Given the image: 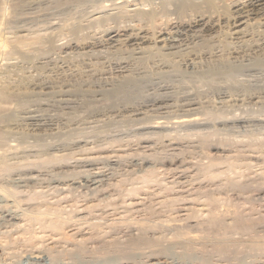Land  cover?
<instances>
[{"label":"rangeland","instance_id":"rangeland-1","mask_svg":"<svg viewBox=\"0 0 264 264\" xmlns=\"http://www.w3.org/2000/svg\"><path fill=\"white\" fill-rule=\"evenodd\" d=\"M114 1H116V0H36V1L35 0H32V1L31 0H0V43H1L0 44L1 45V49H0V85H6L9 87L11 86L12 88L14 87V88H20V89L26 88L29 90V92H31L33 90L32 86L26 85L27 82L25 83L23 80L22 81L20 80L22 78L21 76H24V75L25 76L30 75L31 76L30 80H32L34 78L33 81L34 80L35 81H43V78L47 77L48 79H51V78L55 79V81L58 80L57 82L60 83L61 80L64 78L63 75L64 74L66 75L67 73H69V71H70L69 69H71V67H72L70 64L65 62L66 61L65 59H70L69 61L72 62V64L74 63L75 65H77V69L81 68L79 70L84 71V72H82L83 75L87 74L86 75L87 78L91 82L93 81L96 84L99 83L97 81H98V77H100V76L106 77V76H110V75H117V74L120 75L119 74L120 71L118 69L117 61L114 60V58H112V55L108 54L109 51L106 50V52H105L104 48H98V47L93 49V51H96V52L90 53V55L92 54V56L90 57V60H91L92 65H93V67H92L93 69H92L91 66H89V64L87 63L88 61H86V59H84V55H82L83 53L86 52L85 51L86 48L84 50L83 49L78 50V48H76L79 46L81 48H83L86 45L85 43L92 42V41L96 42V40L103 38L105 35V32H103V31H106L107 29L109 30V29L114 28V27L116 28V26L119 27L122 25V27H123V25L124 26H126V24L128 25V23L130 22L128 20H130L131 16L133 15L132 14L133 8L130 5H133V3H135V1L129 0V1H133V3L130 2L127 4V2H129V1L125 0V2H124L123 0H120L126 4V5L124 4L126 7L124 5H119V6H117V7H119L118 9L115 7L113 9L111 5H113V3H115ZM120 1L117 0V3ZM201 1L202 0H192L190 2H192V3L194 2L195 4L196 3L199 4ZM108 2H109V4H108ZM162 2L164 5L167 6V8L169 7L168 10H170V12H172L171 10H174L173 7L176 6L175 4L179 3L180 0H179V2H178V0H177V2H176V0H168V1L167 0L166 1L165 0H149L146 3L148 7L145 6L144 8L148 10L150 8L149 5H151V7L153 6V4L155 6H157V4L160 5V4H162ZM105 3L107 5V8L104 5ZM117 3H115V4H117ZM227 4H228V2H227ZM108 5H109V7L111 6L110 7L111 11L108 8ZM101 7H102L103 12L100 11ZM121 7H123V8H121ZM223 7L225 8V6H223ZM106 9H107V11H105ZM97 10L100 11L101 13L97 12ZM96 13H98V14H96ZM168 19L174 20L175 19L174 14L171 13V17H169ZM96 20H98V21H96ZM124 23H126V24H124ZM31 37L32 38H34V37L39 38L38 43L32 47H28L29 49L25 48V49L20 50V49L14 48V46L17 42H20L23 39L24 40L25 39H31ZM68 44L70 47L67 46ZM74 44H77V45H74ZM81 44H82V46H81ZM59 45L62 46V48ZM54 46L55 47L59 46V48L58 47L55 48ZM63 47H65V48H63ZM71 47L74 49H71ZM86 50H88V49H86ZM99 51H102V53ZM253 53H255V52H252V53L246 52L247 55H250V54L252 55ZM80 55L82 57H80ZM93 55H95V56H93ZM230 58H233V57L230 56ZM246 58H247V56H244V55L240 56L239 58H237L238 59L237 62H239L240 64H242L246 67V65H248V63H247L248 58L247 59ZM203 62H204V60H203ZM62 63H64V64L61 65ZM59 66H61V68ZM66 66H68V68ZM37 67H39V68H37ZM116 68H117V70H116ZM50 69H52V70H50ZM41 70H42V72H41ZM189 73L190 72L188 71L187 74H189ZM238 74L239 75L236 74V76H234V77L229 76L230 78H227V82H226V80L222 81L225 83H221V84L215 83V85H218L221 88L218 86L212 85V87H210V89H209V87L205 86L206 89L203 88L204 89L203 91L204 92L206 91V93H207V92H209L208 91V89H209L210 93H207L209 97L207 96V94H204V96H200V97H205L202 99L200 98V100L204 101V103L208 102L209 100L213 102V105L211 102H209V104L212 105L211 106L212 109L208 103H205L207 105L204 104L205 106H207L205 109L208 108V110H210L208 112H210V113L219 112V113H222L224 116H227L228 118H231V117L235 118V116L236 117L238 116L241 118L244 117L243 119H244L245 123H241L240 125L235 124L234 125L235 127L233 125H232V127L231 126H228V127L227 126H221V127L217 126L216 127V128H219L217 130L218 134H216L213 137L212 144H217L218 142H221V141L224 142L223 146L225 145L224 147H226V149H227V150L223 149L224 152L213 151L210 148H208V147H210L208 145L202 146L198 142L199 140L197 138H191V139L188 138L187 140L185 139L184 141L183 140L179 141L180 145H178L177 148L180 149L181 154L178 153L180 151L173 152V151H171V148L168 147V145L170 144V141H171V143H177V141H174V140L169 141L168 140L169 138L168 139L164 138L165 140L161 139V140L157 141L156 139L157 138L159 139L160 137H162V135L164 136V134H160L159 132L154 134V133H150V131L144 129V127L149 125L150 122H151L150 124H152V121L156 122L158 120H164L163 118H165L166 120H169V119L172 120L171 118L174 116L172 114H174V113L175 114H183L184 111H182V110L181 111L179 110L180 112L179 111L176 112V111H172L170 109L168 110L167 108L166 109L163 108V106H165L168 101L169 102L171 101V99H170L171 97L167 95V93L170 90L172 92L173 91L177 92L178 90L181 92H185V90L182 91L183 86H185V85L181 83V81H180L181 79L180 80L179 79H175V80L167 79V82H166V79H164L163 81L160 80L161 82L157 81V82H152V83L140 85V87H139L140 89L136 88V90L134 91V97L138 93L139 95H137V97H139V99L137 97H135V98L131 97L132 99L126 100L125 102L122 101V102H118L117 104L115 103V108L112 107L114 105H112V106L109 105L110 107L113 108V110H112V108L109 109L110 107L107 106L106 108L101 107L99 109H96V110L92 111L93 113L91 111H86V109L84 107L79 106V104L76 100L72 101L73 104L72 103L62 104L64 102L57 103L55 101H54L55 102L54 103L53 101H51V100L48 101L47 99H40V100L30 99V100H27L28 102L27 101L21 102V101L17 100L16 98H14V100L11 98L10 100H8V102L6 101V103H4L3 106H6V107L10 106L9 108L13 109L12 111H14V109H15V111L13 112V114H11L9 116L6 114L7 117H5V115H4V117H1L2 119H0V132L2 135L0 138V155H2V158L0 157V159H1L0 160V192H1L0 195L4 196V198L6 197L5 198L7 200V206L6 207L15 210L17 212L16 215H18V216H16L15 220H9V219L0 217V264H11V263L12 264H15V263L16 264H29L28 261L24 260L23 258L26 256H29L30 254L34 255L33 252H35L37 249H39L41 247H42L41 250L44 252V254H47V255H49L50 253H52L54 251L60 250L61 248H64V246H67V245L66 244L64 245V243H60L58 240L59 235H57V234H59L60 231L66 233V232L71 231L72 229H73L72 231L81 230L78 238L85 240L88 238V233L90 232V230H88V226L90 227L91 224H95V223L101 228V230L104 233L108 232V235L106 238L107 241H105V243H104L105 247L108 246V248L103 247L104 251L106 249L108 251H105L106 254L102 253L101 249H102V246H104V245H101V244H103V243H96L95 242V244H94L93 241H91V242L87 241L86 245L88 246L87 247L88 249L93 248L95 245L96 246L98 245L97 247H99V248H96V246H95V249L93 252H95V250L98 251V249L100 251H98V253H92L94 255V256L93 255L92 256L95 257L96 256L95 254L99 255V253H100L101 257L104 256V258L103 257L101 258L100 255H99V257L102 260H107L110 264H128L129 261H132L130 258H127V257H124L123 255L117 254L118 248L115 249V248H112L110 245H108L109 241L110 242H111V240L117 241V240L122 238L121 236H123V234L125 235L128 233L129 230L125 227L127 225L126 223L128 222L127 220H129L128 224H130V222H139L138 220L143 221L144 223L147 222L146 225L148 227L156 226V227H154V229L155 230L158 229L157 234H155L156 231L154 229H152L150 231L152 234L149 232V235L154 234L153 236H162V235L166 236L167 232L164 233V231H162V229L160 227L161 226L160 223H162V221L166 220L168 214L165 212L166 209H164L162 207V205L160 204V201H161V203L169 201V199H172L174 197V192H176V193L181 192L180 195L188 196V194H186V192L191 191V193H193L192 190H194L195 188H199V187H202L203 191L211 190L210 192H212V194H214L212 196H214V198H216V199L219 198L218 200L224 201V198H225L226 206H224V207H226V209H227V206L229 207L232 205L228 209H230V211L232 210V212H230V213H233V210L235 209L234 212L236 214H238L239 216H241V218L239 219L240 221L238 220V222H235L233 220L234 219L233 215H232L233 219L231 216L226 217L227 218V221H226L227 224L228 223L232 224L234 222L238 225V226L236 225L237 228H235L234 230L233 229L230 231L226 230V234H227V235H225L226 238H223L222 236H220V233H223V231L218 230L220 228H217V226L214 228L211 227L210 229L208 228V230H210L209 232H207V230L205 231L204 229H202L203 230L202 232H204V233L205 232L206 233L211 232L209 235L212 237L211 244H209V245L207 244L208 248L206 250L207 252H208V250H210V251L208 253L204 252V253H206V255L204 253H196L195 255L190 253V255H189L188 252H185V250L181 249L180 247L174 248V252L179 253L181 255L183 253H188L184 257L185 258L189 257L187 259H189V262L191 264H201V263L202 264H205V263L206 264H213L214 262H215L214 264H245V263L246 264L247 263L248 264H264V248H263L264 243H262V242H264V144L261 143V140H264V108L261 107V106H264V103H263L264 98H263V101H262V99H258L257 97H262V96L257 95V93L255 94V91H254V92H251L250 98L253 96L252 98L255 99V97H256V100L253 99L252 101H250L248 99H245V95L243 94L242 91L239 90L241 88L236 87V84H237V86H240L239 81H241V80H245V81H241V82H248L249 81L250 83L252 82L251 84L254 83L255 85H262L261 82L264 83V77H263L264 72L256 70V69H252V68L250 69V68L246 67L242 70V72H240ZM187 76H189V75H187ZM90 78H92V79H90ZM235 78H236V80L234 81ZM259 79H260V81H259ZM177 80L180 81L179 82L180 84H176V83H178ZM257 80L260 84L259 83L256 84ZM233 81L235 82V84L233 83ZM95 83H93V84H95ZM156 83H158L157 85H160V84H162V85L158 86V88H157ZM190 83L191 82L188 83V86H190ZM227 83L229 84L227 86V88L229 90L222 86L224 84V86L226 87L225 84H227ZM191 84L195 87L197 86V84H195L194 82H192ZM147 85H149V86H147ZM141 86L144 88H142ZM193 86H190V87H193ZM230 86L232 88L235 87L234 88L235 90H233ZM145 87H147V88H145ZM150 87L152 90L151 89L148 90V88H150ZM164 88L166 89L165 91H163ZM211 88H213V89H211ZM214 88H215V90H214ZM218 88L220 91L218 90ZM159 89L161 91L155 92L156 90H159ZM216 89L218 92L216 91ZM224 90H228V91L225 92ZM179 91L177 92L178 94H176L178 96H180L182 94ZM212 91H214V92H212ZM135 92H137V93H135ZM161 92H164V93H161ZM220 92L222 95H220ZM230 92H232V93H230ZM263 92H264V90L262 92H260V95H263V97H264ZM140 93H144L143 96L148 95V94H154V93H156L160 96V93H161L159 100H161L162 103L167 101V102H165L166 104L164 103L165 105L164 104L161 105L162 106L161 108L165 109L167 111L164 112V110H161V108L159 110V107H152L151 101L147 100L145 97H143L144 98L143 99L140 96V95H142ZM225 93H227V95ZM158 95L156 96L157 98L159 97ZM225 96H227V97H225ZM241 97H243V98H241ZM233 98H234V101H232ZM237 98H239L238 100H240V98H241V100L238 102ZM165 99H167V100H165ZM235 99H236V102H238V104L235 102ZM16 100L19 102L16 103ZM133 100L135 102L137 101L136 102L137 105L134 104L135 102H133ZM257 100H261L262 103L260 101H257ZM130 101L133 103H131ZM241 101H243V102H241ZM255 101H257V103L254 104ZM126 102L128 105L126 104ZM145 102H147V103H145ZM22 103H24L25 105ZM92 103L93 102H90L89 104L87 103V106L89 105L91 107V105H93ZM182 103L183 102H181L180 104H182ZM251 103H253L254 105L252 104L250 106ZM260 103H261V106H260ZM9 104H11V105H9ZM94 104L97 105V102ZM214 104H216V105H214ZM99 105H97V106H99ZM116 105H118V106H116ZM140 105L142 107H140ZM149 105H151L152 110L149 109V108H151ZM236 105L239 107H237ZM246 105H248V106H246ZM145 106L147 109L144 108ZM148 106H149V108H148ZM218 106H219V108H218ZM133 107L134 108L136 107L135 110H133L134 109ZM154 108H156V110ZM172 109H173V106H172ZM24 111H27V112L32 111L33 113L27 114ZM138 111H139V113H138ZM169 111H171V112H169ZM123 113H125V114H123ZM130 113H132V114H130ZM42 114H44V115H42ZM170 114H171V116H170ZM201 114H203V112L200 113V116L203 118V115H201ZM30 115L31 116H38V117L40 115V117H39L40 121H39L38 117L33 119V120L30 119L29 118V117H31ZM125 115H127V116H125ZM105 116L106 117L108 116V118L106 119ZM120 116H122V117H120ZM128 116H130V118H128ZM143 116H144V118H146L148 116V118H146V119L149 120V123H148V120L143 119ZM149 116H150V118H149ZM155 116H156V119H155ZM139 117L140 118L142 117V118L140 119ZM58 118H60V119H58ZM62 118H64V119H62ZM78 118H80V119H78ZM134 118H136L135 119L136 121L134 120ZM137 118H139L138 121H137ZM98 119H99V121H98ZM110 119H112V120H110ZM248 120H249V122L250 121L251 122L249 123ZM102 122H104V123H102ZM136 122H140V123L142 122V123L138 124ZM145 122H147V123L145 124ZM217 123H219V122H217ZM137 124H138V126H137ZM132 125H135V126H132ZM135 127H137L136 128L137 130L135 129ZM139 127H143V128H141L142 130L139 129ZM220 129H223V130H220ZM91 130H93V131H91ZM131 130H133L134 132ZM209 131L212 132L213 130L210 128H207V129H203L201 133H205V132L208 133ZM6 132H8L9 134ZM140 133L143 134V136L144 135H146V136H144V137L142 135L140 136ZM158 133H159V136H155ZM149 137H151V138H149ZM152 137L155 140L152 139ZM143 138L144 139L147 138L148 140L151 139L149 141H150V146L151 147L153 146L152 147L153 149L152 148H145L143 150L144 145L141 144L140 141L138 142V140L143 139ZM221 138H222V140H221ZM65 139H67V140H65ZM151 143L153 145H151ZM16 144H17V146H15ZM142 145H143V147H142ZM12 147H17V148L19 147L17 150H19V149L20 150L19 151L16 150L17 153H13L15 151H12V149H11ZM100 148H102V149H100ZM148 149H150V150H148ZM9 151H10V153H9ZM84 151H87V152H84ZM113 151L114 152L119 151L118 153L116 152L115 154H119L120 157H118L119 159L113 158L114 162L112 164H109L106 161V156L115 155ZM143 151H145V152H143ZM5 152H6V154H5ZM182 152H183V154H182ZM174 153H177L180 155L176 154V156H175L176 160H175L174 165H173V163H171V160L175 158V157L173 158ZM171 154L173 155L172 157H170ZM3 155H5V156H3ZM52 155L53 156L54 155H66V157H68V158L70 157V158L65 159L64 161H61V163L60 162L50 163V165L49 164L39 165V163H34V162H37V160H39L41 158H47V157L50 158V157H52ZM121 155L124 157H121ZM161 155H163V156H161ZM146 156H147V158H149L148 161H147V159L145 161ZM142 157H145V158L142 159ZM206 157H207V159H206ZM90 158H91L90 161L94 162V160H95L94 166H96L97 168H101L102 171H104V169H105L104 173L107 176L104 178L105 179V181L103 182L104 186L102 185L103 186V187L101 186L102 188L100 187L97 190H93L90 187L88 188V186H86L82 182H81V184L77 183L76 185L69 184V182H68L69 180H75L76 177H77V180H79V177H84V174H85V176H87V174H89V171H90L89 170L90 168L83 167L82 163L77 161V159L89 160ZM208 158L209 159L214 158L215 163L219 162L218 165L215 167L216 170H214V172L216 171V173H219L221 171L220 172L221 174L224 172L222 175H220L219 180H216L217 182L216 181H213V182L210 181L209 182V181L202 179V177L198 174L199 171L198 172L196 171V170H200L201 167L206 165V163L208 162L207 160H209ZM140 159H142V160H140ZM169 160H170V163H169ZM217 160H219V161H217ZM96 161H100V163L96 162ZM119 161H120V164L118 163ZM73 162H75V163H73ZM143 162H145L144 165H143ZM197 162H199V163L197 164ZM226 162H228V163L226 164ZM66 163H67V165H66ZM77 163H78V165L75 166ZM179 163H181V164L179 165ZM229 163L231 166L228 165ZM232 163L234 164V167H233ZM96 164H98V166ZM102 164H104V165H102ZM227 165H228V167H226ZM176 166L181 167V169L180 168L176 169L177 168ZM13 167H14V170L16 169L17 172H15V171H13L14 173H12L11 171L9 172L8 168L11 170ZM231 168H234V169L232 170ZM2 169H6V170H2ZM30 170H32V171H30ZM176 170L183 171V173H184L183 178L184 179L178 178V175L176 174ZM229 170H231V172ZM28 171L33 172L32 175L34 174L33 175V179L35 178L34 181L33 182L31 181V182H25V183H18L17 179L20 176H21L20 178L25 177L27 175ZM84 171H85V173H84ZM194 172H196L197 174L195 173V175H194ZM228 172L231 175V178H227V179L228 180L233 179L235 182H237L236 183L237 185L235 188L230 187L226 183L227 179H225L226 178L225 176L230 177ZM190 176H192V177L188 179L187 177H190ZM194 176H195V178H194ZM146 177L148 179H145ZM221 177H222V179H221ZM63 178H65V179H63ZM63 180L64 181L66 180L65 184H56L57 181L64 182ZM138 180H139V182H138ZM179 180H180V182H179ZM194 180H198L199 182L194 181ZM183 182H185V183L187 182V183L183 184ZM193 182H195V183H193ZM188 183H192V184H188ZM197 183H199L201 186ZM66 184H69V185H66ZM195 184H197V185H195ZM221 184H222V186H221ZM65 185H66V187H65ZM183 185H185V186H183ZM192 186H193V188H192ZM185 187L188 188L187 191H186L187 188H185ZM210 187H211V189H210ZM183 189L186 192L182 191ZM257 189L259 191H257ZM210 192H207V193H210ZM191 193L189 192V195ZM131 194H133V195H131ZM108 198H110L111 200ZM115 200H117V201H115ZM202 201H205V197H202L200 202H202ZM109 202H111V203H109ZM140 204H142V205L140 206ZM120 205H122V206H120ZM143 205H144V207H143ZM106 206H108V207H106ZM141 207H143V208H141ZM152 207H154V208L151 209ZM196 208L201 209L202 206L199 205V206H196ZM223 208L221 207L222 211L225 210V208L224 209ZM133 209L136 210L135 212H137V210H138V213H135L133 211ZM202 209H205V208L203 207ZM75 210H77V211H75ZM155 210H157V211H155ZM161 210H162V212H160ZM54 212H55V214H54ZM151 212L153 213V215L149 214ZM131 213H133V214H131ZM154 213H156V214H154ZM164 214H165V216H164ZM149 215H150V217H149ZM39 216H40V218L42 216L47 217V218H45V220L43 219L42 221L38 222L37 220H39L38 219ZM81 216H83V217H81ZM87 216L89 218H87ZM102 216H103V218H102ZM36 217H38V218H36ZM44 217H42V218H44ZM155 217H157V218H155ZM17 218H19V219L17 220ZM31 218H34V219H31ZM48 218L50 220L53 219V221L55 220L56 222L61 221L62 224L60 223L58 226L59 227V229H58L59 233L55 234V232H58V231H56V230L51 231V229H48V226H47V224H48L47 221L49 220ZM146 218H148V219H146ZM135 219H136V221H134ZM231 219H232V221H231ZM6 220H8V221H6ZM125 220L127 222H125ZM4 221H6V222H4ZM40 222H42L43 224L42 223L40 224ZM122 222H124V223H122ZM110 223H111V225L116 223V225H118V226H116L115 229L110 230V229H108L109 226H111ZM245 223H246V225L249 226V230L241 232L242 229H244L246 227L248 228V226H246ZM32 224H34V225H32ZM82 224H84V225H82ZM173 224L178 225L177 222H173ZM173 224H170V225H173ZM40 225L47 226V229L45 226H40ZM63 227H65V228H63ZM104 229L105 230L107 229V230L105 231ZM236 229H237L238 233H237ZM250 229H252V230H250ZM63 230H66V231H63ZM53 231H55V232H53ZM158 234H160V235H158ZM172 234H173L172 232H171V234L169 233L168 237H170ZM49 237H51V238L49 239ZM56 237H58V238H56ZM228 237H230V238H228ZM219 238H221V239H219ZM39 240H42V241H39ZM215 241L217 242V244ZM92 242H93L94 246H92ZM106 242H108L107 245H106ZM41 243H43V244H41ZM212 243H213V245H212ZM218 243L225 244V245H223V246H226L225 252H221V253H218V251L216 252L215 247L218 246ZM166 244L167 243H165V242L163 243L164 246ZM62 245H63V247H62ZM231 245H232V247H231ZM118 246H119V244L117 243V247ZM5 254H6V256H4ZM144 255H146V257L151 256L150 253L149 254L145 253ZM144 255L140 259L138 258L137 260L132 261L133 263L129 262V264H140V263L144 264L146 261L149 260V258H146ZM86 256H89V255H86ZM86 256L84 259H86L87 261H89L91 258H93V257H90L91 255L89 257H86ZM5 257H7V258H5ZM95 258L98 260H101L97 256ZM95 258H93V259H95ZM46 260H47V258L44 259L43 262L40 264H50V263L54 264L55 263V262L52 263L51 261H50V263H48L49 259L47 260V262H46ZM59 260L63 261L64 258L63 259L60 258ZM206 260H207V262H206ZM20 261H22V262H20ZM169 261L170 260H168L167 263H170ZM171 262H172V260H171ZM189 262H188V264H190ZM88 264H91V262H89Z\"/></svg>","mask_w":264,"mask_h":264},{"label":"bare ground","instance_id":"bare-ground-1","mask_svg":"<svg viewBox=\"0 0 264 264\" xmlns=\"http://www.w3.org/2000/svg\"><path fill=\"white\" fill-rule=\"evenodd\" d=\"M123 1L125 2V0H123ZM127 1H129V0H127ZM134 1H135V3H133V1L127 2V4L130 3V2L133 3V5H130L133 8V13L131 12L133 15L132 16L130 15L131 18H130V20H128V21H130L128 23V25L126 23H124V24H126V26L123 25V27H122V25L121 26L118 25L119 27L116 26V28L114 27V28H111L109 30L107 29L106 30L107 32L106 31H103V32H105V35H104L103 38H101L99 40H96V42L92 41V42L85 43L86 45L83 48H81L80 46L79 47H76L75 46L76 48H78V50L79 49H81V50L83 49L84 50L85 48L88 49V50L85 49L86 52L85 51L84 52L86 54L83 53L82 55H84V59H86V61H88L87 63L89 64V66H91V68L93 67V65H92V62L90 60V57L92 56V54L90 55V53L96 52V51H93V49H95V48L98 47V48H104L105 49L104 50L105 52H106V50L109 51V53L108 52L107 53L110 54V55H112V58H114V60L117 61L118 69L120 71V72L119 71L118 72H119L120 75L117 74V75H110V76H106V77L100 76V77H98V81H97L99 83L96 84L95 82L92 81L93 83H95V84H93L87 78V76H86L87 74L86 75H83L82 74V72H84V71L83 70L80 71L79 69H81V68H78L77 69V65H75L74 63L72 64V62L69 61L70 59H65L66 60L65 62L68 63V64H70L72 67L70 66L71 69H69L70 70L69 73L66 72L67 74L66 75L64 74L65 76L63 75L64 78L61 80L60 83L57 82L58 80L55 81V79H52V78L51 79H48L47 77L43 78V81H35L34 80L35 81L34 82L33 81L34 78L32 80H30V78H31L30 75L29 76H25L24 75V76H21L22 78L20 80L21 81L23 80L25 83L27 82L26 85L32 86V89L33 90L31 92H29V90L26 89V88H24V89L21 88L20 89V88H14V87L12 88L11 86L9 87V86H6V85H0V119H2L1 117H4V115H5V117H7L6 114L8 116L11 115V114H13V112L15 111V109H14V111H12L13 109L9 108L10 106L9 107L8 106L7 107L6 106H3V104L6 103V101L8 102V100H10L11 98L13 100H14V98H16L17 100H19L21 102L27 101V100H30V99H33V100L34 99H38V100H40V99H47L48 101L51 100V101H53V102L55 101L57 103L64 102L62 104H65V103H72L73 104L72 101L76 100L78 102L79 106L84 107L86 109V111H91L92 112V111H94L96 109H99L101 107L106 108L109 105L110 106L114 105L112 107L115 108V103L117 104L118 102H122V101L125 102L126 100L132 99L131 97H133V98L137 97V95H139L137 93L138 91L135 92V93H137V95L135 97H134V91L136 90V88H139L140 85L148 84V83H152V82H157V81H160V80L163 81L164 79H166V82H167V79H171V80H175V79H179L180 80L181 79L180 80L181 83L185 85V86H183L182 91L185 90V92H181V91L178 90L179 92L182 93L180 96H178V95H176V94H178L177 93L178 91L177 92H174V91L172 92L170 90L167 93V95L171 97V98L169 97L171 99V101L170 102L169 101L167 102V101H165L167 99L164 100L165 102H167V104L165 102L162 103V101L159 100V98L161 96V93H164V92H161L160 93V96L158 94H156V93H154V94H148V95H144L143 96L144 93H140V94H142V95H140L142 98L145 97L147 100H150L151 101L152 107H159V110L162 107L161 105L165 103L166 105L164 104L165 106H163V108H165V109L167 108L168 110L170 109V110L176 111V112L179 111V110L180 111L181 110L184 111L183 114H175V113L172 114V115H174L171 118L172 120H170V119L169 120H166L165 118H163L164 120H158L156 122H153L152 121V124H150L151 122L149 123V120L146 119V118H148V116L146 118H144V116H143V119L148 120V123H149V125H147L145 127L143 126L144 129L150 131V133H154L155 134V133L159 132L160 134H164V136L162 135V137H160L159 139L157 138L156 139L157 141H159L161 139H164V138H167V139L169 138L168 139L169 141L170 140L177 141V143H171V141H170V144L169 145L167 144L168 147H170L171 148V151H173V152L180 151V149L177 148V146L180 145V142L179 141H182V140L184 141L185 139L187 140L188 138H190V139L191 138H197L199 140L198 142L202 146L203 145L204 146L205 145H208V146H210L208 148H210L213 151H216V152H219V151L221 152L222 151V152H224L223 149L224 150L226 149V147H224L225 145L223 146L224 142H222V141L221 142H218L217 141L218 142L217 144H212L213 137L216 134H218L217 133L218 132L217 130L219 128H216V127L217 126H220V127L221 126H227V127L228 126H231L232 127V125L234 126L235 124L236 125H240L241 123H245V121L243 119L244 117L241 115L243 118L238 117V116L237 117L235 116V118L234 117L228 118L227 116H224L222 113H219V112L210 113V112H208V111H210V110H208V108L205 109L207 107V106H205V105H207L205 103H208L209 104V102H211L212 105H213V102L209 100L208 102H205L204 103V101H201L200 98L202 99V98H205V97H200V96H204V94L210 93V90L209 89H210V87H212V85H215V83H217V84L218 83H220V84L221 83H225V82H222V81H225L226 80V82H227V78H230L229 76L234 77V76H236V74L239 75L238 73L242 72V70L244 68H246V67L247 68H250V69L252 68V69H256V70H259V71L264 72V52H263L264 51L263 50L264 49V0H202L199 4L198 3L195 4L194 2L193 3L190 2L192 0H180V2L178 0L179 3L175 4L176 6L173 7L174 10H171L172 12H170V10H168L169 7L167 8V6L163 4L164 1L162 2V4L159 3L160 5L157 4V6H155L153 4V6L151 7V5H149L150 8L148 10L145 9L144 7L147 6L146 3L149 0L148 1L147 0H134ZM114 2L117 3V0L114 1ZM124 2L120 1L117 4L113 3V5H111V6H112L113 9H114V7L118 9L119 7H117V6L124 5L125 4ZM176 2H177V0H176ZM227 2H228V4H227ZM108 4H109V2H108ZM104 5L107 8L106 3ZM223 6H225V8ZM110 7L108 5V8L109 9H110ZM121 8H123V7H121ZM100 11L103 12L102 7H101ZM100 11L97 10V12H100ZM105 11H107V9ZM110 11H111V9H110ZM171 13L174 14V16H175V19L174 20H172V19L169 20L168 19L169 17H171ZM96 14H98V13H96ZM96 21H98V20H96ZM38 41H39V38H36V37H34V38L31 37V39H25V40L23 39L22 41L17 42L15 44L14 48H17V49L22 50V49H25V48L34 46L35 44L38 43ZM74 45H77V44H74ZM59 46H56V47L59 48ZM67 46H69V44ZM81 46H82V44H81ZM60 47L62 48V46H60ZM63 48H65V47H63ZM0 49H1V45H0ZM71 49H74V48L71 47ZM99 52L102 53V51H99ZM246 52H248V53L255 52V53H253L252 55L251 54L250 55H247ZM243 55L244 56H247V58H248V62H247L248 65H246V67L244 65L240 64L239 62H237V60H238L237 58H239L240 56H243ZM93 56H95V55H93ZM230 56H232L233 58H230ZM80 57H82V56L80 55ZM203 60H204V62H203ZM63 64L64 63H62L61 65H63ZM59 67L61 68V66H59ZM66 67L68 68V66H66ZM37 68H39V67H37ZM50 70H52V69H50ZM116 70H117V68H116ZM188 71L190 72L189 74H187ZM41 72H42V70H41ZM186 74L189 75V76H187ZM90 79H92V78H90ZM260 79H259V81H260ZM179 80H177L178 83H176V84H180L179 83L180 82ZM235 80H236V78L234 79V81ZM234 81H233V83L235 84ZM241 81H245V80H241ZM241 81H239L240 82L239 83L240 86H237V84H236V87L241 88V89H239V88L238 89L243 92V94L245 95V99H248V100L252 101L254 98H252L253 96L250 98V96H251L250 94H251V92H254L255 91V94L257 93V95L262 96V97H257V98L258 99H262V101H263V98L264 97H263V95H260V92H262L264 90V83L263 82H261L262 85H255L254 83H253L254 84L253 85V84H251L252 82L250 83L249 81L248 82H241ZM189 82H191V83L194 82L195 84H197V86L195 87V86H193L190 83V86H193V87H190V86H188V83ZM257 83H259L258 80H257L256 84ZM157 84L158 83H156V87L157 88H158V86H161L162 85L160 83H159L160 85H157ZM225 85H226V87L224 86V84L222 86L224 88H227V86L229 84L227 83ZM147 86H149V85H147ZM205 86L206 87H209V89H208L209 92H207V93H206V91L205 92L203 91L204 89H206ZM215 86H218V85H215ZM218 87H220V86H218ZM142 88H144V87H142ZM145 88H147V87H145ZM234 88L235 87H233L232 89L235 90ZM150 89H151V87L148 88V90H150ZM211 89H213V88H211ZM165 90L166 89L164 88L163 91H165ZM214 90H215V88H214ZM218 90H219V88H218ZM228 90H224V91L226 92ZM157 91H161V90L159 89V90H156L155 92H157ZM216 91H217V89H216ZM212 92H214V91H212ZM230 93H232V92H230ZM225 94L227 95V93H225ZM263 94H264V92H263ZM157 95L159 96L158 98L156 97ZM220 95H222L221 92H220ZM207 96H208V94H207ZM225 97H227V96H225ZM137 98L139 99V97H137ZM241 98H243V97H241ZM241 98H240V100H241ZM238 99L239 98H237V101L239 102L240 100H238ZM17 100H16V103L19 102ZM254 100H256V97H255ZM232 101H234V98H233ZM257 101H260L262 103L261 100H257ZM257 101H255L254 104L257 103ZM90 102H93L92 103L93 105H91L92 108L89 105L87 106V103L89 104ZM96 102H97V105H99V104L100 105L99 106L95 105L94 103H96ZM127 102H126V104H127ZM133 102H135V101L133 100ZM133 102H131V103H133ZM136 102L134 104H136ZM147 102H145V103H147ZM181 102H183V103L180 104ZM235 102H236V99H235ZM238 102H236V103L238 104ZM241 102H243V101H241ZM261 103H260V106H261ZM263 103H264V101H263ZM22 104H24V103H22ZM252 104L253 103H251L250 106ZM9 105H11V104H9ZM212 105L209 104L210 107ZM214 105H216V104H214ZM116 106H118V105H116ZM146 106L144 108H146ZM149 106L151 107V105H149ZM149 106H148V108H149ZM172 106H173V109H172ZM246 106H248V105H246ZM112 107H110L109 109H111ZM140 107H142V106L140 105ZM152 107L149 108V109L152 110ZM237 107H239V106H237ZM261 107L264 108V106H261ZM113 108H112V110H113ZM135 108L133 110H135ZM218 108H219V106H218ZM154 109L156 110V108H154ZM165 109H162L161 108V110H164V112L167 111ZM211 109H212V107H211ZM24 112H26L27 114L33 113L32 111H28V112L27 111H24ZM169 112H171V111H169ZM199 112L200 113L203 112V114H201V115H203V118L200 116V113ZM138 113H139V111H138ZM123 114H125V113H123ZM130 114H132V113H130ZM42 115H44V114H42ZM125 116H127V115H125ZM170 116H171V114H170ZM37 117L38 116H31L29 118L33 120V119H35ZM39 117H40V115H39ZM39 117H38V119H39ZM120 117H122V116H120ZM105 118L107 119L108 116L107 117L105 116ZM128 118H130V116H128ZM139 118H137V121H138ZM149 118H150V116H149ZM58 119H60V118H58ZM62 119H64V118H62ZM78 119H80V118H78ZM99 119H98V121H99ZM135 119L136 118H134V120ZM155 119H156V116H155ZM110 120H112V119H110ZM39 121H40V119H39ZM217 122H219V123H217ZM248 122H249V120H248ZM102 123H104V122H102ZM136 123L141 124L142 122L141 123L140 122H136ZM146 123L147 122H145V124ZM138 124H137V126H138ZM132 126H135V125H132ZM143 127H139V129H141ZM136 128L137 127H135V129ZM207 128H210L213 131L212 132L209 131L208 133H206V132L205 133H201L203 129H207ZM133 130H131V131H133ZM220 130H223V129H220ZM91 131H93V130H91ZM6 133H8V132H6ZM159 133L157 135H155V136H159ZM141 135L143 136V134L140 133V136ZM1 136L2 135H1V132H0V138H1ZM144 136H146V135H144ZM149 138H151V137H149ZM152 139H154V138L152 137ZM65 140H67V139H65ZM149 140H151V139H149ZM149 140L147 138L146 139L143 138V139L138 140V142L140 141V143L144 145L143 150L145 148H152L153 147V146L152 147L150 146V141ZM221 140H222V138H221ZM261 143L264 144V140H261ZM143 145H142V147H143ZM151 145H153V144L151 143ZM15 146H17V144ZM18 148L17 147H12L11 149H12V151H15L13 153H17V151L20 150V149L17 150ZM100 149H102V148H100ZM148 150H150V149H148ZM84 152H87V151H84ZM116 152H114V154ZM143 152H145V151H143ZM9 153H10V151H9ZM178 153L181 154V151L178 152ZM5 154H6V152H5ZM176 154L177 153H174L173 154L174 156L171 154L170 157L173 156V158H174L176 156ZM180 154H177V155H180ZM182 154H183V152H182ZM3 156H5V155H3ZM161 156H163V155H161ZM0 157L2 158V155H0ZM118 157H120L119 154H115V155H112V156H106V161H107V163L112 164L114 162L113 161V158H116L117 159ZM121 157H124V156L121 155ZM69 158L66 157V155H54V156L52 155V157H50V158L49 157H47V158H41V159L37 160V162H34V163H39V165H45V164H49L50 165V163H55V162H57V163L60 162L61 163V161H64L65 159H69ZM143 158H145V157H142V159ZM87 159H81V160L77 159V161H79L80 163H82V166L83 167L90 168L89 169L90 170L89 171V174H87L88 173L87 172L86 173L87 176H85V174H84V177H79V180H77V177L75 176L76 177L75 180H69L68 179L69 180L68 182L71 185H76L77 183H80L81 184V182H82L86 186H88V188L90 187L93 190H97L98 188H100L103 185V182L105 181L104 178L107 175L104 173L105 169H104V171H102L101 168H97L96 166H94L95 160L93 162V161H90L91 158L89 160H87ZM142 159H140V160H142ZM146 159H147V161L149 160V158H147V156L145 158V161H146ZM206 159H207V157H206ZM175 160H176V157L171 160V163H173V165H174ZM207 161L208 162L206 163V165H204L203 167H201L200 170H196V171L197 172L199 171L198 174L202 177V179H204L206 181H209V182L212 181L213 182V181L219 180L220 175H222L224 173L223 172L221 174L220 173L221 171L219 173H216V171L214 172V170H216L215 167L218 165L219 162L218 163L217 162L215 163L214 158L213 159L211 158V159H209ZM217 161H219V160H217ZM96 162H99L100 163V161H96ZM228 162H226V164ZM73 163H75V162H73ZM118 163L120 164V161ZM144 163L145 162H143V165H144ZM169 163H170V160H169ZM198 163L199 162H197V164ZM180 164L181 163H179V165ZM66 165H67V163H66ZM77 165H78V163L75 166H77ZM96 165L98 166V164H96ZM102 165H104V164H102ZM228 165L231 166L230 163ZM228 165L226 167H228ZM233 167H234V164H233ZM179 168L181 169V167H179V166L176 169H179ZM231 169L233 170L234 168H231ZM2 170H6V169H2ZM8 170H9V172L11 171L12 173H14L13 171L17 172L16 169L14 170V167L11 170L8 168ZM30 171H32V170H30ZM183 171L176 170V174L178 175V178L179 179H184L183 178L184 177ZM229 171L231 172V170H229ZM32 173L33 172H29L28 171L27 172V175L25 177H22V178H20L21 177L20 176L17 179V182L18 183H25V182H31V181L33 182L35 178L33 179V175L34 174L32 175ZM84 173H85V171H84ZM195 173L196 172H194V175H195ZM228 174H229V172H228ZM191 177L192 176L187 177V178L189 179ZM225 177H224L225 179L231 178V175H230V177H227V176H225ZM194 178H195V176H194ZM63 179H65V178H63ZM145 179H148V178L146 177ZM221 179H222V177H221ZM194 181H198V180H194ZM138 182H139V180H138ZM179 182H180V180H179ZM65 183H66V180L64 182H62V181H57L56 182V184H65ZM184 183L185 182H183V184ZM193 183H195V182H193ZM226 183H227V185H229L232 188H235L236 185H237L236 184L237 182H235L233 179L232 180L231 179H229V180L227 179V182ZM69 184H66V185H69ZM188 184H192V183H188ZM197 184H199V183H197ZM197 184H195V185H197ZM66 185H65V187H66ZM183 186H185V185H183ZM221 186H222V184H221ZM185 188H187V187H185ZM192 188H193V186H192ZM210 189H211V187H210ZM187 190H188V188L186 189V191ZM182 191H185V190L183 189ZM210 191L211 190H209V191L208 190L207 191H203L202 187H199V188H195L194 190H192L193 193H191V191L186 192V194H188V196L180 195L181 192L180 193L179 192L178 193L174 192V197L172 199H169V201H166V202H163V203H161V201H160V204L162 205V207L164 209H166L165 212L168 214L166 220L164 219L165 221H162L163 224L160 223L161 224L160 227H161L162 231H164V233L167 232L166 233L167 234L166 235L167 237L164 236V235H162V236H153L154 234L151 235L152 233L150 231L152 229H154V227H156V226L148 227L146 225L147 222L144 223L143 221H140V220H138L139 222H130V224H128L129 223V220H127L125 218L128 221L127 222L125 220V222H127L126 223L127 225L125 224L126 225L125 227L129 230L128 233L125 234V235L123 234V236H121L122 238L120 237L122 240L119 239V238H118L119 240H117V241H113V240L110 239L111 242L110 241H109V243L106 242V245L108 243V245H110L112 248H115V249L118 248L117 254L123 255L124 257H127V258H130L132 261L137 260L138 258L140 259L141 257H143V255L145 253H148V254L150 253L151 256L146 257L147 254L144 255L146 258H149V260L147 259L148 261H146L144 264H188L189 259H187V258H189V257H186V258L184 257L186 254L189 253V255H190V253H191V254H194L195 255L196 253H204V252H207L206 250L208 248V245L211 244L212 237L209 235L211 232L210 233H206V232L204 233V232H202L203 231L202 229H204L205 231L207 230V232H209L210 230H208V228L210 229L211 227L214 228V227L217 226V228H220L218 230L223 231V233H220L219 232L220 233V236H222L223 238H226L225 237V235H227L226 234V230H229L230 231L232 229L234 230L235 228H237L236 227L237 224L234 223V222L232 224L231 223L230 224L229 223L227 224V222H226L227 221V218L226 217H229V216L232 217V215H233L234 219H233V217H232V219L235 222H238V220L241 218V216H239L238 214H236L234 212L235 209L233 210V213H230V212H232V210L230 211V209H228V208L231 207L232 205L229 206V207L227 206V209H226V207H224V206H226L225 198H224V201L225 202L223 200L222 201L221 200H218L219 198L218 199L214 198V196H212L214 194H212V192H210ZM257 191H259V190L257 189ZM189 192L191 193L190 195H189ZM207 192H210V193H207ZM131 195H133V194H131ZM202 197H205V201L200 202V200L202 199ZM5 198H4V196L0 195V217L6 218V219H9V220H15L16 216H18V215H16L17 212L15 210H13V209H10V208L6 207L7 206V200ZM108 199H110V198H108ZM115 201H117V200H115ZM109 203H111V202H109ZM141 205L142 204H140V206ZM199 205L202 206V208L204 207L205 209H202V208L201 209H197L196 206H199ZM120 206H122V205H120ZM106 207H108V206H106ZM143 207H144V205H143ZM143 207H141V208H143ZM221 207L222 208L224 207L225 210L222 211ZM153 208L154 207H152L151 209H153ZM162 210L160 212H162ZM75 211H77V210H75ZM133 211L135 212L136 210L133 209ZM155 211H157V210H155ZM152 212L149 213V214L150 215H153ZM135 213H138V210ZM156 213H154V214H156ZM54 214H55V212H54ZM131 214H133V213H131ZM150 215H149V217H150ZM164 216H165V214H164ZM42 217H44V216H42ZM81 217H83V216H81ZM36 218H38V217H36ZM41 218L39 216V218H38L39 220H37V221L39 222V221H42L43 219L45 220V218H47V217H44L42 219ZM87 218H89V217L87 216ZM102 218H103V216H102ZM148 218H146V219H148ZM155 218H157V217H155ZM18 219L19 218H17V220ZM31 219H34V218H31ZM232 219H231V221H232ZM49 220L47 221L48 222V224H47L48 229H51V231L52 230L58 231V232L53 231V232H55V234L56 233H59V230H58L59 227L58 226L61 223V221H57L56 222L55 220L53 221V219H51L50 221ZM6 221H8V220H6ZM6 221H4V222H6ZM134 221H136V219ZM173 222H177L178 225H174L175 223L173 224ZM41 223L42 222H40V224ZM122 223H124V222H122ZM246 223H245V225H246ZM170 224H173V225H170ZM32 225H34V224H32ZM82 225H84V224H82ZM110 225H111V223H110ZM40 226H45V225H40ZM47 226H45L46 229H47ZM116 226H118V225H116V223H115V224L109 226L108 229H110V230L112 229L113 230V229H115ZM246 226H248V225H246ZM63 228H65V227H63ZM72 230L71 231L68 230L69 232H66V233L60 231V233L57 234V235H59V238L58 237H56V238H58L59 242L60 243H64V245L65 244L67 245V246H64V248H61L60 250L54 251V252L50 253L49 255H47V254H44V252L41 250V248H42L41 247V248L37 249L35 252H33L34 255H31L30 254L31 256L30 255L29 256H26L23 259L26 260V261H28L29 264H40L46 258H47V260L49 259L48 260L49 261L48 263H50V261H51L52 263L55 262L54 264H88L89 262H91V264H110L107 260H102L101 259L102 257L104 258V256L101 257L100 253H99V255H100L101 258L99 257V255H97V254H95V255L99 259H101V260L96 259L95 258L96 256L93 257L94 255L92 254V253H98V251H100L98 249V251L95 250V252H93L94 249H95V246H96V245L95 246L93 245V242H94V244H95V242L96 243H103V244H101V245H104V246H102V249H101V251H102L103 254L105 253V251H108L107 249L105 251L103 250V247H105V244L104 243H105V241H107L106 238H107L108 232H105L104 233L101 230V228L96 223L95 224H91L90 227L88 226V230H90V232L88 233V238L84 240V239H79L78 238L81 230H74V231H72ZM246 230H249V226H248V228L246 227V228L242 229L241 232L242 231H246ZM250 230H252V229H250ZM63 231H66V230H63ZM155 231H156L155 234H157L158 229L155 230ZM236 231H237V229H236ZM149 232L151 233L150 235H149ZM171 232L173 234L170 237H168L169 233L171 234ZM237 233H238V231H237ZM158 235H160V234H158ZM50 238L51 237H49V239ZM228 238H230V237H228ZM219 239H221V238H219ZM39 241H42V240H39ZM87 241H90V242L93 241L92 242V246H94V247L91 248V249H88L87 248L88 246L86 245V242ZM164 242L167 243L165 246L163 245ZM117 243L119 244L118 247H117ZM223 243L222 244L221 243H218V246L215 247L216 252L217 251H218V253L225 252V249H226L225 247L226 246H223V245H225ZM262 243H264V242H262ZM41 244H43V243H41ZM216 244H217V242H216ZM212 245H213V243H212ZM97 246H96V248H99ZM62 247H63V245H62ZM177 247H180L181 249H184L185 252H188V253H183L182 255L179 254V253H175L174 252V248H177ZM231 247H232V245H231ZM105 248H108V246L105 247ZM209 251L210 250H208V252ZM204 254L206 255V253H204ZM86 255H89V256L91 255L90 257H93L95 259L91 258L89 261H87L86 259H84ZM4 256H6V254ZM89 256H86V257H89ZM5 258H7V257H5ZM60 258L61 259L64 258V260L63 261L62 260H59ZM47 260H46V262H47ZM168 260H170L169 261L170 263H167ZM171 260H172V262H171ZM132 261H129V262H132ZM20 262H22V261H20ZM129 262H128V264H129ZM206 262H207V260H206ZM140 264H142V263H140Z\"/></svg>","mask_w":264,"mask_h":264}]
</instances>
